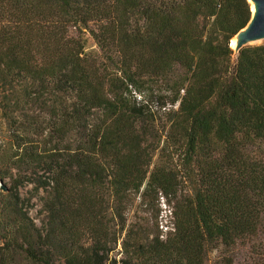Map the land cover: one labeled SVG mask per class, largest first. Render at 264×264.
<instances>
[{
    "label": "trees",
    "instance_id": "trees-1",
    "mask_svg": "<svg viewBox=\"0 0 264 264\" xmlns=\"http://www.w3.org/2000/svg\"><path fill=\"white\" fill-rule=\"evenodd\" d=\"M250 16L0 0V264H235L241 245L264 264V42L230 47Z\"/></svg>",
    "mask_w": 264,
    "mask_h": 264
},
{
    "label": "rangeland",
    "instance_id": "rangeland-1",
    "mask_svg": "<svg viewBox=\"0 0 264 264\" xmlns=\"http://www.w3.org/2000/svg\"><path fill=\"white\" fill-rule=\"evenodd\" d=\"M84 38H85V52L92 53V54H99V50L96 47V44L94 43L93 39L88 34H86ZM6 188H7V185L5 186V189ZM0 191H4L2 184H0ZM20 194L23 198L31 197L32 196V186L25 185V187H23L20 190ZM39 195L43 196V192H40ZM30 204H31L30 205L31 207L28 209L29 216L34 221V223L38 227H40L43 221V213H41L40 203L37 197H34L30 201ZM160 208H161V213L158 217V223L160 225L159 229H161L162 233H164L166 230L167 231L170 230V227H171L170 215L167 210V207H165L164 205H161ZM134 212H135V207L132 209L129 215L132 216ZM142 215L144 216V214ZM219 252L220 251H215L209 254L206 264H219L218 263L219 256H220ZM231 256L232 258H234L236 262L235 264H247L248 259L252 258L253 254L251 253V250H249L247 245L245 246L241 245L237 249L231 252Z\"/></svg>",
    "mask_w": 264,
    "mask_h": 264
},
{
    "label": "water",
    "instance_id": "water-1",
    "mask_svg": "<svg viewBox=\"0 0 264 264\" xmlns=\"http://www.w3.org/2000/svg\"><path fill=\"white\" fill-rule=\"evenodd\" d=\"M247 1L252 6L251 16L245 27L233 36L235 38V46L231 49L234 56L243 47L259 45L264 42V0ZM3 190H6L5 187H3Z\"/></svg>",
    "mask_w": 264,
    "mask_h": 264
},
{
    "label": "bare ground",
    "instance_id": "bare-ground-1",
    "mask_svg": "<svg viewBox=\"0 0 264 264\" xmlns=\"http://www.w3.org/2000/svg\"><path fill=\"white\" fill-rule=\"evenodd\" d=\"M250 8L252 9V6H250ZM235 46V38L231 39V48H234Z\"/></svg>",
    "mask_w": 264,
    "mask_h": 264
},
{
    "label": "built area",
    "instance_id": "built-area-1",
    "mask_svg": "<svg viewBox=\"0 0 264 264\" xmlns=\"http://www.w3.org/2000/svg\"><path fill=\"white\" fill-rule=\"evenodd\" d=\"M162 235L160 236L161 239H164L165 238V234L164 233H161Z\"/></svg>",
    "mask_w": 264,
    "mask_h": 264
}]
</instances>
